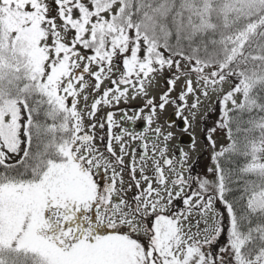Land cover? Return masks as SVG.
<instances>
[{"label":"snow or ice","instance_id":"snow-or-ice-1","mask_svg":"<svg viewBox=\"0 0 264 264\" xmlns=\"http://www.w3.org/2000/svg\"><path fill=\"white\" fill-rule=\"evenodd\" d=\"M0 264H264V0H0Z\"/></svg>","mask_w":264,"mask_h":264},{"label":"rangeland","instance_id":"rangeland-1","mask_svg":"<svg viewBox=\"0 0 264 264\" xmlns=\"http://www.w3.org/2000/svg\"><path fill=\"white\" fill-rule=\"evenodd\" d=\"M172 112H173V109L169 108L168 111L164 114V117H162L161 119L164 120L165 118H168ZM172 130L175 132V135L177 138L176 140L173 141V143L175 144V143L179 142L181 144V146L185 147V150H187L188 146H190L191 144H186V143L180 142V140H179V137L182 135L183 132L177 130L175 127ZM195 136H196L198 147H203L204 137L201 134V131L199 128L196 129ZM207 162L208 161H207L206 154L201 153L199 162L195 166V170L196 171H203L204 166L207 164Z\"/></svg>","mask_w":264,"mask_h":264},{"label":"water","instance_id":"water-1","mask_svg":"<svg viewBox=\"0 0 264 264\" xmlns=\"http://www.w3.org/2000/svg\"><path fill=\"white\" fill-rule=\"evenodd\" d=\"M172 120H173V118H172Z\"/></svg>","mask_w":264,"mask_h":264}]
</instances>
